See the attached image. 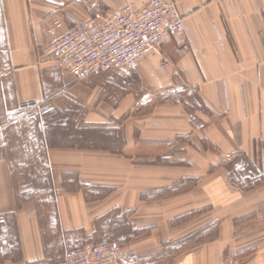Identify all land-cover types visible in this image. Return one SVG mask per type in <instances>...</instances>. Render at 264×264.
I'll list each match as a JSON object with an SVG mask.
<instances>
[{
	"label": "crops",
	"instance_id": "obj_1",
	"mask_svg": "<svg viewBox=\"0 0 264 264\" xmlns=\"http://www.w3.org/2000/svg\"><path fill=\"white\" fill-rule=\"evenodd\" d=\"M146 1L0 0V264H58L100 240L121 264H264V0H174L185 34L127 82L78 80L42 54L54 19ZM172 74L201 129L166 100L142 109ZM236 154L260 182H233Z\"/></svg>",
	"mask_w": 264,
	"mask_h": 264
},
{
	"label": "built area",
	"instance_id": "obj_2",
	"mask_svg": "<svg viewBox=\"0 0 264 264\" xmlns=\"http://www.w3.org/2000/svg\"><path fill=\"white\" fill-rule=\"evenodd\" d=\"M49 40L41 51L55 66L75 79H87L113 67L135 70L146 58L161 57L169 36L185 34L183 16L174 0L125 3L119 9L90 14L63 29L54 19L47 26ZM170 65L160 60V67ZM122 246L107 240L66 250L58 264H121Z\"/></svg>",
	"mask_w": 264,
	"mask_h": 264
},
{
	"label": "rangeland",
	"instance_id": "obj_3",
	"mask_svg": "<svg viewBox=\"0 0 264 264\" xmlns=\"http://www.w3.org/2000/svg\"><path fill=\"white\" fill-rule=\"evenodd\" d=\"M161 68V67H159ZM110 69H116L122 71L125 76L123 77V82L130 81L132 78V72L135 70H127V69H122V68H117L113 67ZM109 70V69H108ZM161 73L162 70L158 73V75H155V78L152 80L154 83H159L163 82L164 79H161ZM127 77V78H126ZM171 80L169 81V84L171 83H179L180 85L173 87L172 85L170 86H165L163 88L158 87L152 89L151 91H146L145 95L139 94V97L141 99H145L142 109L148 110L150 114H152L153 109L155 108L156 105L161 104L165 102L169 106H176L178 108H181L182 110H185L189 116H194L193 124L198 125L197 129L202 128V124H199V122L196 121L195 116L196 112L202 107L199 104L198 96L196 92L192 89H187L182 87L184 85V80L176 75L172 74ZM130 79V80H128ZM133 82H140V80H132ZM161 88V89H160ZM140 93V92H139ZM188 116V117H189ZM187 143L183 141V145ZM182 158L184 159V155H182ZM230 165H231V179L235 184H247L244 187H250V185L260 182L261 181V173L257 171L253 164H248L246 161H244L243 157L236 155H231L230 156ZM256 170V171H255Z\"/></svg>",
	"mask_w": 264,
	"mask_h": 264
}]
</instances>
